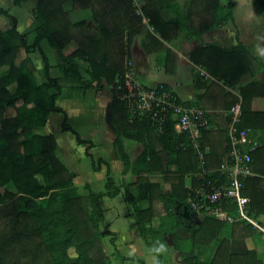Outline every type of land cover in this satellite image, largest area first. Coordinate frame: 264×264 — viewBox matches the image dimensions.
<instances>
[{
  "label": "trees",
  "instance_id": "16d2710c",
  "mask_svg": "<svg viewBox=\"0 0 264 264\" xmlns=\"http://www.w3.org/2000/svg\"><path fill=\"white\" fill-rule=\"evenodd\" d=\"M23 1L26 0H12V3L18 5ZM134 1L35 0L31 9L34 31L31 44L25 42L24 33L16 30L15 17L0 6V19L10 23L6 29L0 27V264H109L102 246L105 236L116 257L124 259L114 246L116 233L99 228L103 214L98 199L119 192L106 162L103 161L104 191L88 190L87 194H80L72 185L74 173L54 153L53 136L35 132L44 125L50 111L61 113V129L70 131L77 143H85L84 155L89 157L91 168L98 169L102 160L92 158L88 151L90 142L79 138L66 125L64 111L54 103L60 86L70 81L68 78H73L72 85L81 89L101 80L110 86L108 116L115 134L112 147L123 171L135 175L134 180L120 184L122 196L146 249L155 256V264H162L160 250L166 235L170 236L171 248L178 253L179 264H263L252 249L232 251L228 238L221 235L226 222L208 214L215 207L233 213V204L228 199L196 211L189 207L187 199L194 197L191 188L200 186L203 179L196 176L199 164L193 148L184 134L173 130V119L167 118L158 131L147 118H128L114 91L127 69L128 48L134 35L142 36L140 43L146 53L163 50L164 69L171 72L176 55L163 41L176 38L186 28L184 21H188L189 33L199 36L220 21L231 19V1L219 5V0H183V16L175 19L162 18L155 0ZM256 2L264 14V0ZM64 3L72 9H88L97 26V36L83 31V20L71 21ZM142 16L151 30L142 22ZM40 40L52 49L63 79L47 75L48 64L39 49ZM70 43L73 47L65 53ZM19 46L25 51L39 49L44 81H34V67L28 57L14 60ZM185 56L210 79L205 84L196 74L194 86L204 88L205 92L196 94V102L181 104L197 106L195 103L200 101L205 106V96L222 109L239 102L238 127L262 130L260 144L250 152L252 175L243 179L242 194L248 197L250 213L264 215V111L250 108L253 97H264V78L239 85L237 94L223 89V84L234 86L241 76L251 73L256 60L240 45L224 48L214 43L197 46ZM76 60L85 63L86 80L81 79ZM7 107L13 108L12 115H5ZM216 134L217 141L212 138L213 142L208 130L200 131V143L208 149L204 155V168L208 171L219 168L227 151L226 133L216 130ZM121 138L142 144L141 152L131 161L122 149ZM151 171L161 173L162 181L169 185L168 191L163 192L159 184L147 181L144 175ZM186 177L190 179L189 187ZM209 177L224 179L217 172ZM137 198H146L148 206L140 207ZM154 200L160 203V210L152 205ZM185 209L188 218L183 216ZM155 216L157 223L152 225ZM254 231L250 224L236 220L230 223L228 235L240 239ZM212 244L214 248L208 256L206 248Z\"/></svg>",
  "mask_w": 264,
  "mask_h": 264
},
{
  "label": "crops",
  "instance_id": "0c3cea01",
  "mask_svg": "<svg viewBox=\"0 0 264 264\" xmlns=\"http://www.w3.org/2000/svg\"><path fill=\"white\" fill-rule=\"evenodd\" d=\"M5 1L12 3V0H0V6L2 2H5ZM28 1L31 4V7L29 9V14L31 15V9L33 7L35 0H28ZM182 1L183 0H155V3H156L157 11L162 18L175 19V18H179L183 16L184 8L182 6ZM226 1L227 0H219V5H224ZM230 1H231V19L220 21V23H218L214 27H211L210 29L205 30L202 33H200L199 36L189 33L187 29V27L189 26L188 21H184L186 28L182 29L176 38L171 39L170 41H167V42L163 41L165 45L169 49H171V51L176 55L173 71L166 72L164 69L165 55H164L163 50L151 51L149 53H146L142 49L141 43H140L142 36L140 34L134 35L129 45V48H128L129 57L126 60L127 71L133 75L135 80H137L139 83H141L142 85L146 87H154L157 84H164L178 97V99L181 102H186V101L196 102V98H195L196 94H199V93L204 94L205 92L204 88L198 89L194 86V76L198 74L199 69L201 68L198 65L192 64L186 58L185 53L202 44L214 43L224 48H230L233 46L240 45L244 47L248 51V53L251 56H253L256 60L251 73H246L243 76H241L238 84L234 86H227L226 84H223L224 91H229L233 94H237V87L239 85H244L245 83L250 82V81L263 79L264 78V14L260 10L256 0H230ZM133 2L135 1L133 0ZM25 4L26 3L20 2L18 7H20L21 5H25ZM12 6H15V5L12 3ZM63 8L67 11L68 17L71 21H77V20L84 21L83 31H85L86 27L89 28L90 26L93 27V29L97 31V26L92 21L90 12L88 9H72L69 6H67V3L63 4ZM6 10L8 12L9 9L6 8ZM11 15L14 16L13 14ZM14 17L16 19V24H15L16 30L19 33H24V29L27 28L29 25H31V28H33L32 16L30 20H28L29 25H27L25 28L21 26L20 18H16V16ZM142 22H144L149 28V30H151V27L147 24L146 17L142 16ZM86 33L88 34L89 32H86ZM41 41L42 40H40L39 43ZM72 47H73V44L70 43L66 47L64 52L65 53L68 52L69 50L72 49ZM23 50L24 49L21 46H19L16 52V55H19V53H22ZM41 52L44 54L45 50L44 51L42 50ZM80 62H81V65L84 66V70H83L84 74L79 69ZM35 64L36 62L34 63V65ZM47 64H48L47 75L50 76L49 72L51 70L52 64H49V63ZM76 65H77L76 68L80 76L82 77L81 79L82 80L87 79L88 76L85 72V67H86L85 63L83 61L76 60ZM42 67H43V63H42ZM34 70H35L33 71L34 81L36 83L44 81L45 74H44L43 68L41 70V74H39V71L36 65L34 67ZM61 74H62V71H61ZM83 75L85 76L83 77ZM209 79H210L209 75L207 77L200 76V81L205 82V84H207V81ZM88 88H92L91 90L94 92L93 96L96 99L103 101L102 114L104 115V121H105L106 127L104 128V131L101 134V138L100 139L98 138V141L96 140L93 141L91 138H84V137L79 136L78 132L75 131L66 122V120L68 119V114L64 111L65 108L63 106H59L57 104V97L60 95V93L55 98L54 103L55 105L59 106L64 111L66 115V120H65L66 125H68L72 130H74L78 134L79 138L90 142L88 151L91 154V156L93 157L96 156V158H100L102 160V163L98 165V169L93 170V171L98 172L99 170L103 169L104 170V182H105V165L103 161L106 162V164L108 165L109 175L112 171V165L115 166V169H116L115 172L118 173L119 177L116 180L113 179V183L115 186L119 187V192L114 196H107V197L114 198L115 196L120 194L124 204H123V207H120V209L118 208L119 211L116 215H114L113 220L115 221L118 218H123V217L127 219V216H131V215L126 207L124 198L122 196V188L120 187V184L122 182L123 183L130 182L134 180L135 175L128 170L123 171L122 162L118 158L116 151L112 147V141L115 138V134H114V129L111 123L108 121L109 105H110V101L112 97L110 86H108L103 80H101L97 84V86H95V84L92 83V85ZM209 99L211 98L209 97L206 98V96L203 97V100H205V104H206L205 106H202L200 101L199 103H195V104L201 107L202 109H204L207 120H208V128L205 130L209 131V134L212 136L210 137V139L211 141L214 142V140L217 141V139L215 138V136L217 135L216 130H221L226 133L228 109H222L214 105L215 101L212 102V101H209ZM250 108L253 111H264V97L262 96L253 97L250 102ZM53 112L55 111H50L47 114L44 125L40 127L39 129H37L35 132L38 134L50 133L53 136L54 141H55V149H54L55 155L69 171L74 173V177L71 180L72 185L74 186V188L76 189L78 193L87 194L88 190H91L88 183H84L81 186V189H82L83 186L87 185L86 192L84 193H81V191H79L80 189H78L74 185L75 177L77 174L70 167L73 158L71 157L70 150H66V149L64 150V144L66 145L67 137H68V140H71L72 139L71 137H73L75 146H78L81 149L80 152H82L83 154H84L85 143H77L75 141L74 135L70 131L61 129V122L63 118V115L61 113H60L62 115L61 121L58 124L59 128L57 129V131H53L52 129H50L49 127L51 123L50 118L53 116L54 114ZM79 114L82 115L83 113L81 112ZM69 133L71 134V136H69ZM248 135H249V138L255 143V147L260 144L262 140V130L261 129H248ZM57 136H59L60 138L58 139ZM212 138H214V140ZM186 139H187V144L189 145L190 142L187 137ZM121 141H122V149L130 161L133 158H135L142 150V144L138 141H135L132 139H126V138H121ZM96 144L105 145V147L107 148L106 152L98 151L95 153L97 155H94L93 148L95 147ZM75 146L69 145V148L73 150ZM189 146L191 147V145ZM222 146H225V143H223V141H222ZM163 158H164V155H163ZM163 158H162V165L163 167H165ZM167 168L173 169L174 167L168 166ZM209 172H213V171H209ZM144 176L147 178L148 182L159 184L160 189L163 192L169 190V185L162 181L161 179L162 175L160 172L151 171L145 174ZM185 182H186V186L189 187L190 186L189 177H186ZM191 189H192L193 195H195L196 193L201 191V185L198 187L197 186L192 187ZM100 191H104V188ZM93 192H98V191H93ZM99 199H98V202H99ZM187 200L189 203L190 198H188ZM136 202L139 206H140V203H143V202L145 203L144 206H140V207L148 206V200L146 198H140V199L137 198ZM156 205H160V203L158 202V204H155V205L153 204L154 207ZM102 214L103 216L99 222V228H100V223L104 220V215H105L104 209H102ZM208 214L211 215V213L209 212ZM241 221H243L244 223L250 224L254 228L255 231L252 235L244 237V238H240V239L230 238L228 234H229V227H230L231 222H227V221H225L226 224H224V227L221 231V235L228 238L230 249L232 251H243V250L252 249L255 251L256 256L264 264V215L263 214L254 215L247 210L246 218ZM110 222L111 221L106 222V224L104 225L105 229H101V228L100 229L109 230V231L116 233V236L114 239V246H115L116 251L117 252L119 251L118 254L120 253L119 255L124 258H133L135 260L137 258L136 257L137 255L136 254L132 255V254L134 252L139 251V245L137 246L138 240L135 239L136 231L138 233V237H140L137 227H136L137 229L136 231L133 230V228H131L130 222H128L126 225H124L120 229L119 227H113L112 225L110 226ZM151 223L152 225H156L157 216L153 217V220ZM195 223H198V217L196 216H195ZM108 227H110V229H107ZM126 227H127V230H126ZM142 243L144 244L143 240H142ZM164 243L161 245V250H160L161 257H162L161 259L162 264H179L178 253L171 248V239L169 235H166L164 237ZM131 246L134 247V250H135L134 252L133 250L132 251L129 250ZM212 247L214 248L213 244L212 246L209 245L206 248V252L211 251L212 253L213 251ZM164 248H166L167 250H165ZM163 249H164V252L167 251L166 254L163 252ZM125 252H128V255H126ZM208 255H210V252ZM112 261L113 262H109V264H124L125 262L126 263L131 262L127 260L120 261V262H118V260L116 261L112 260ZM137 262L138 264H144L145 261L144 259L140 258L139 260H137ZM154 264H155V256H154Z\"/></svg>",
  "mask_w": 264,
  "mask_h": 264
},
{
  "label": "built area",
  "instance_id": "2783aa9c",
  "mask_svg": "<svg viewBox=\"0 0 264 264\" xmlns=\"http://www.w3.org/2000/svg\"><path fill=\"white\" fill-rule=\"evenodd\" d=\"M139 14V10H135ZM198 74L208 75L201 69ZM115 98L121 102L128 118H147L155 126L161 127L167 118L173 119V130L182 133L188 138L193 148L198 164V177L203 179L201 191L190 198L189 207L196 211L199 207L208 204H217L228 199L233 204V213L226 212L217 207L213 208L211 215L216 219L233 222L246 218L248 210V197L242 194L243 179L251 175L250 152L255 143L249 138L247 128H239L240 106L236 102L228 109L226 123L225 158L219 168L213 172L224 175V179L209 177L213 172L204 168V155L207 148L200 143V131L208 128V120L204 109L195 105L185 106L178 97L164 84L146 87L139 83L127 71L123 73L114 87Z\"/></svg>",
  "mask_w": 264,
  "mask_h": 264
},
{
  "label": "rangeland",
  "instance_id": "374dc122",
  "mask_svg": "<svg viewBox=\"0 0 264 264\" xmlns=\"http://www.w3.org/2000/svg\"><path fill=\"white\" fill-rule=\"evenodd\" d=\"M23 3H26L25 5H21L20 7H18V5L12 6V3L10 2H2L1 6L4 7L5 9L8 8V12L13 14L14 16H16V18H20V22H21V26L23 28H25L27 25H29V21L31 18V15L29 14V9L31 7V4L29 3L28 0L23 1ZM67 6H69V4L67 3ZM5 20H3L2 18L0 19V27L2 29H6L10 26V23L7 21L6 23H4ZM86 32H89V35L92 36H97L98 31H96L95 29H93V27H86L85 28ZM84 31V32H85ZM85 32V33H86ZM24 33H25V42L27 44H31L33 36H34V31L31 28V25H29L27 28L24 29ZM87 34V33H86ZM15 40V38H14ZM17 41V40H15ZM40 46V50L44 51V56H46V61L49 64H52L51 66V70L49 72V75L52 77H57L59 79H63V74H61L60 69L55 65L56 64V59H55V55L52 51V49L49 47V45L42 40L39 43ZM39 49H29L28 51H22V53H19V55L15 54V61L18 62V60H21L23 57H28L30 62L32 63V66L38 68L39 74H41V70H42V60L40 58L39 55ZM36 62V64L34 65V63ZM79 69L82 71L84 70V66L79 65ZM33 71H35L33 69ZM84 74V73H83ZM85 75H83L84 77ZM82 78V77H81ZM37 79V78H36ZM70 81H73V78H68ZM86 80V79H83ZM63 82V84L60 86V95L57 97V104L59 106H63L62 108L64 109V111L68 114V119L66 120V122L75 130L78 132L79 136L84 137V138H91L93 141L96 140L98 141V138H101V134L104 131L105 126V121H104V115L102 114V105H103V101L102 100H98L96 99L93 94L94 92L91 90L92 88H86L84 90H82L81 88L76 87L75 85H72V82ZM95 86H97V84H95ZM80 107V108H79ZM81 109V110H80ZM79 110V111H78ZM13 108L11 107H7L5 109V115H12L13 114ZM83 113L82 115H80L79 113ZM53 116L50 118L51 123L49 125L50 129H52L53 131H57V129L59 128V123L61 121V114L58 112H53ZM69 136H71V134L69 133ZM57 138L59 139L60 137L57 136ZM71 140H68V137L66 139V145L64 144V150H70L71 151V157L73 158L72 163H71V169L77 174L75 177V181H74V185L80 189L79 191H81V193L86 192L87 189V185L83 186V188L81 189V186L84 183H88L89 187L91 190L93 191H100L104 188V170L101 169L98 172L97 171H93V169L91 168V161L89 159V157H87L86 155H84L81 151V149L78 146H75L74 143V139L73 137H71ZM59 141V140H58ZM73 141V142H72ZM70 146H75V148L73 150H71L69 148ZM107 148L105 147V145H100V144H96L95 147L93 148V153L94 155L96 152L101 151V152H106ZM61 152V151H60ZM59 153V151H58ZM93 157V156H92ZM94 160H96V156L93 157ZM99 162L98 165H100ZM115 166L112 165V171L110 173V176L112 177V179H117L119 177L118 173L115 172ZM74 187V186H73ZM9 189L13 190L12 185H9ZM75 189V188H74ZM69 190V189H68ZM72 191V189H70ZM76 190V189H75ZM85 195V194H83ZM99 206L104 209V220L100 223V228L101 229H105L104 225L106 224V222L111 221L110 222V226L112 225L113 227H119L120 229L126 225L128 222H130L131 224V228H133V230H137L136 226L134 224V221L132 219L131 216H127L126 218H118L117 220H113L114 215H116L120 209V207H123V200L122 197L119 195L115 196L114 198L111 197H107L104 196L102 198L99 199ZM158 204V202L156 200H154L152 202V205ZM145 203H140V206H144ZM119 208V209H118ZM160 210V205H156L155 209ZM113 220V222H112ZM107 229H110V227H108ZM127 230V227H126ZM135 239L138 240L137 242V246L139 245V251L134 252V247L131 246L130 247V251L133 250V254H136L137 258L134 260L133 258H124L123 260H120L116 257V255L113 253L114 249L113 246H111L108 242V237L105 236L102 238V246H103V250L106 253L109 262H113L112 260H118V262L120 261H131V262H125L124 264H138L137 260H139L140 258L144 259V264H154V256L151 255L148 250L145 248L144 244L142 243V240L140 237H138V233L136 231L135 233ZM213 248V247H212ZM165 250H167L166 248H164ZM163 249V252H164ZM141 250V252H140ZM68 252L70 255L73 254V251L71 248L68 249ZM117 252V251H116ZM119 252V251H118ZM167 251H165L164 253L166 254ZM211 254V251H209ZM209 252H207V254H209ZM126 255H128V252H125ZM120 254V253H119ZM167 256V255H166ZM209 256V255H208ZM122 257V256H121Z\"/></svg>",
  "mask_w": 264,
  "mask_h": 264
},
{
  "label": "water",
  "instance_id": "95a60500",
  "mask_svg": "<svg viewBox=\"0 0 264 264\" xmlns=\"http://www.w3.org/2000/svg\"><path fill=\"white\" fill-rule=\"evenodd\" d=\"M108 115H109V112H108ZM108 121H109V116H108ZM183 216L185 217V218H188V216H189V213H188V211L185 209L184 210V212H183Z\"/></svg>",
  "mask_w": 264,
  "mask_h": 264
}]
</instances>
